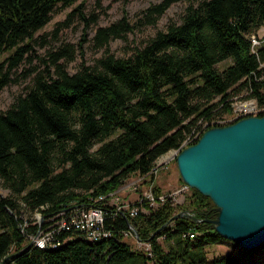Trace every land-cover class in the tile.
Listing matches in <instances>:
<instances>
[{"label":"trees","instance_id":"trees-1","mask_svg":"<svg viewBox=\"0 0 264 264\" xmlns=\"http://www.w3.org/2000/svg\"><path fill=\"white\" fill-rule=\"evenodd\" d=\"M78 2L74 10L83 12L84 0H0V59L9 53L0 60V93L55 9ZM172 2L148 8L149 22ZM263 26L264 0H197L181 23H170L127 57L107 53L94 67L70 73L61 55L53 54L55 70L39 72L25 94L0 110V179L11 191V197L0 199V262L29 244L21 201L32 211L49 204L43 211L48 217L70 202L96 206L95 199L132 174L147 175L161 156L181 146L197 121L211 123L214 111L231 112L235 94L247 90V97L264 108V44L256 52L251 42ZM128 30L125 19L100 27L98 44L125 37ZM227 60L226 67L218 66ZM190 191L194 217L172 220L178 210L170 199L156 209L136 203L135 215L101 202L109 237L90 241L63 230L53 235L58 244L33 243L4 263L239 264L262 257L264 243L243 251V258L209 260L207 247L226 239L211 223L215 203L195 188ZM131 226L150 244L151 254L123 240ZM37 228L28 227L29 232ZM160 238L171 242L167 251Z\"/></svg>","mask_w":264,"mask_h":264},{"label":"rangeland","instance_id":"rangeland-1","mask_svg":"<svg viewBox=\"0 0 264 264\" xmlns=\"http://www.w3.org/2000/svg\"><path fill=\"white\" fill-rule=\"evenodd\" d=\"M163 1L84 0L83 12L74 10L81 1L72 7L56 8L52 13L50 22L34 35L26 59L22 61L18 68L12 70L11 77L13 80L0 93V110H7L19 95L25 94L39 72L46 71L48 67L51 71H54L55 65L52 59L57 54L61 55L60 62L67 64L70 73H75L85 66L94 67L99 59L107 53L115 54L117 57H127L137 48L143 47L158 31L167 29L170 23H181L187 7L192 3H196L197 0H173L171 6L162 16L157 18L155 23L149 22L147 9ZM121 19L126 20L131 30L126 32L125 37L112 38L107 45L100 46L96 38L99 28L109 26ZM8 54H4L0 60L7 57ZM53 54L56 56H53ZM230 63L231 60H227L218 64V66L224 68ZM246 93L247 90H243L234 95L235 97L231 99L232 110L243 109L245 103L256 102L255 99H249ZM255 105L258 106V103ZM224 116H231V112L224 113ZM210 119H212V116ZM206 124L203 120H199V129H204ZM189 133L181 142L183 145L190 139ZM185 147L180 148L176 155ZM173 151H177L176 148L161 156L157 160V167H153L147 175L132 174L115 191L95 199L96 206L103 207V205H100L103 202V204L114 205L118 211L128 210L132 212L140 208L136 203L143 204L147 202L152 208L156 209L166 199H170L173 206H176L178 210L172 220L180 213H185L187 216L190 214L194 217V213L188 207V202L191 201L189 198L191 187L183 181ZM158 167L160 168L157 171ZM156 187L160 189V195H156ZM161 196L164 198L160 199ZM5 197H11V191L0 179V199ZM134 204L135 206H132ZM20 205L25 225L22 227V231L24 234L27 233L26 241L28 243L37 242L36 236L40 231H44L41 237L46 235L48 231L45 230L43 225L52 228L61 226L62 222L56 224V216L66 219L65 217L68 214L72 218L74 214L91 207L79 205L77 202H70L59 213L48 217L43 211L49 208V204L42 205L34 211L30 210L22 201ZM144 211L146 210L144 209ZM104 218H106V215ZM30 224L38 226L36 231L29 232L28 227ZM127 232H125L123 240L130 244L133 250L146 251L151 254L150 244L138 238L136 229L131 226L130 231ZM160 242L167 251L171 242L163 238H160ZM262 246L258 253L264 257V245ZM14 250L15 248L11 249L10 252L13 253ZM243 251L245 250L242 247L228 239L207 247L209 260L225 255H235L238 259L243 258ZM262 257L257 258L254 262H248L249 260L245 259L240 260L243 264H264V258ZM241 261H239V264H242ZM4 262L5 260L0 264H5Z\"/></svg>","mask_w":264,"mask_h":264},{"label":"water","instance_id":"water-1","mask_svg":"<svg viewBox=\"0 0 264 264\" xmlns=\"http://www.w3.org/2000/svg\"><path fill=\"white\" fill-rule=\"evenodd\" d=\"M176 162L183 181L215 203L217 217L211 223L218 234L244 250L264 243V115L206 129Z\"/></svg>","mask_w":264,"mask_h":264},{"label":"built area","instance_id":"built-area-1","mask_svg":"<svg viewBox=\"0 0 264 264\" xmlns=\"http://www.w3.org/2000/svg\"><path fill=\"white\" fill-rule=\"evenodd\" d=\"M251 42H252V49H255L257 52V48L260 47L262 44H264V26L257 33L251 35ZM222 107L223 104L221 105L220 109H222ZM261 113H264V108L258 107V109H251V105L247 106L246 109L237 108V110H231V116H224V113L219 114L218 112L214 111L211 115L212 118H214V125L205 127V129H198V121H197L196 124L191 128L193 129V138H190V143H188L187 146L197 141L201 137L203 132L210 127L227 125L243 117H247L250 115H259ZM159 168L160 167L157 168V171L159 170ZM163 198L164 197L162 196L160 197V199ZM130 213L132 215H135L137 214V211L133 210ZM104 216H105V211L103 207H99V206H91L86 209H83L78 214H74L72 218L71 215L68 216V214L67 217H65L66 219H63L61 216H56L55 219L56 224L58 222L59 224L62 222V225L57 228L48 227L46 225L45 230L48 231L47 233H49V235H47L46 233V235L41 237L44 231H40L36 236L37 242H33V243L39 247L49 244H58L59 241L55 242V237L53 235L56 232L60 233L63 230H68V231L75 230L79 233V235H86L87 238H90L94 241L95 239H98L100 235H111L104 227V223H105Z\"/></svg>","mask_w":264,"mask_h":264},{"label":"bare ground","instance_id":"bare-ground-1","mask_svg":"<svg viewBox=\"0 0 264 264\" xmlns=\"http://www.w3.org/2000/svg\"><path fill=\"white\" fill-rule=\"evenodd\" d=\"M257 103V101L256 102H250V103H245L243 106V109H246V107L247 106H250L251 105V109H258V106H254V104H256ZM235 110V109H234ZM207 124H206V127H208V125L210 126V125H214V119H213V121H211V123H209V122H206ZM200 127V126H199ZM199 127H198V129H199ZM205 129V128H204ZM190 135V138H193V131L189 134ZM189 139V138H188ZM188 143H190V139L186 142V144H181V146L179 147V148H177L176 150L177 151H173V155H176V153L178 152V150L180 149V148H182L183 146L185 147V145H188ZM178 155V154H177ZM176 155V156H177ZM175 157V156H174ZM155 167H157V166H155ZM86 236V235H85ZM110 235H100L99 237H98V239H95V241H98V240H101L102 238H105V237H109ZM87 237V236H86ZM88 240H90V241H94V240H92V239H90V238H87ZM45 247H47V245H44V246H41V248H45Z\"/></svg>","mask_w":264,"mask_h":264}]
</instances>
